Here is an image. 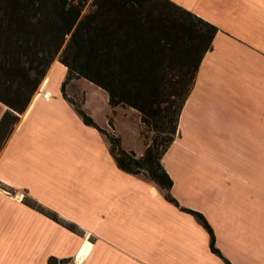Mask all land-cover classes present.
<instances>
[{"label":"crops","instance_id":"1","mask_svg":"<svg viewBox=\"0 0 264 264\" xmlns=\"http://www.w3.org/2000/svg\"><path fill=\"white\" fill-rule=\"evenodd\" d=\"M174 1L219 29L180 113L183 135L162 156L174 179L172 192L206 214L217 246L234 264H264V144L245 143L258 136L264 141V0ZM68 73L56 57L0 150V264H48L52 255L72 264H227L212 250L208 229L170 201L160 183L118 165L108 136L85 122L64 95ZM66 91L101 126L109 129L112 118L125 148L145 151L137 108L113 105L109 92L84 76L73 77ZM250 102L253 110L239 109ZM192 106L207 116L213 132L188 129ZM7 107L0 100V118ZM126 121L137 123L139 145L121 130ZM222 124L227 133H220ZM174 148L186 150L188 159L173 163L168 156ZM251 149L262 153L260 163L244 162L243 152ZM216 153H236L239 164L215 160ZM246 168H254L257 178L240 171ZM86 241L92 246L79 260Z\"/></svg>","mask_w":264,"mask_h":264},{"label":"trees","instance_id":"2","mask_svg":"<svg viewBox=\"0 0 264 264\" xmlns=\"http://www.w3.org/2000/svg\"><path fill=\"white\" fill-rule=\"evenodd\" d=\"M84 5V0H0V100L8 105L0 118V150L59 57L69 67L64 95L85 122L108 136L118 165L160 183L170 201L208 229L212 250L234 264L217 246L205 213L181 205L173 194L174 179L162 162L199 64L219 27L174 0H93L94 7L86 13ZM77 76L104 87L113 105L137 108L143 125L161 132L147 140L142 154L123 146L112 118L111 129L101 126L67 94L66 84ZM26 200L60 220L56 212ZM68 225L78 230L76 224ZM69 259L52 255L48 264H66Z\"/></svg>","mask_w":264,"mask_h":264},{"label":"rangeland","instance_id":"3","mask_svg":"<svg viewBox=\"0 0 264 264\" xmlns=\"http://www.w3.org/2000/svg\"><path fill=\"white\" fill-rule=\"evenodd\" d=\"M84 4L85 5H84L83 13L88 12L89 10H91L94 7L93 6V0H84ZM182 89L184 90V88H182ZM199 95H201V92H200ZM201 97H205V96H201ZM210 97L213 98V95L210 94ZM217 98H218V95H217ZM124 105L126 106L127 104H124ZM127 107L132 108L130 106H127ZM241 107L243 109V112L247 111V109H245L246 107L249 109V111H251V110H253V109H251V107H254V102L248 103L247 106L242 104L239 109H241ZM135 113L138 114V111H135ZM188 115H190V116H188V119L186 120L187 121V125H188V129L189 128L191 129L192 126H198L199 125V127H200L199 131H201L202 133L206 134V132L207 133L213 132V130H211V128H213V126L211 124V121H208V118H207L206 115H205V120H204V117L200 116V113L198 112V110H197V108L195 106H192V110H190L188 112ZM140 124L141 125H140V128H139V131H140L141 135L143 137H145L146 140H149V138L157 135L158 133H161L158 129H154L149 124L148 125L147 124L143 125L142 117H141ZM109 129H111V127H109ZM136 129H137V123L136 122H132V121L124 122L123 126L121 127V130L123 131V133H125L127 141L129 143H131L132 145H139L140 144V135L136 131ZM221 129H222V131L220 133H227L228 132V126L227 125L224 127V124H222L221 125ZM188 133H190V132L188 131ZM145 135H147L148 137H146ZM179 135L180 136L183 135V132L180 130L179 123H178V130H177V132L175 134V138L177 136H179ZM175 138H174V140H175ZM214 138H217V137H214ZM255 138L257 139V141H256ZM255 138H252V142H251V140H249V138H246L247 141L245 143L248 144V145H251V143L253 145L264 144V141H262L263 138H261L260 136L255 137ZM174 140H173V142H174ZM190 140H191V138H189V141ZM202 142L203 143L205 142V144L207 143L206 142V137H204V139H202ZM214 155H215V160H219V161L226 162V163L229 162V163H232L233 165H238L239 164V158L237 157L238 154H236V153H234V154L232 153V154H230V156L228 154H225V153H216ZM242 155L244 157L243 158L244 162L246 161L247 163H260V160L263 159L262 153L260 151L259 152L256 151L255 149H251L249 151H245V152H243ZM186 156H187V151L186 150H179V149H175L174 148L171 151V153L169 154L168 157L170 158V160L173 163H175L177 161H179V163H180L181 161H185V159H188V158H186ZM202 159L210 160V159H208L207 154H203ZM191 161H193V157L191 158ZM240 171H243V173L248 178H257V171L254 168L253 169H251V168L241 169ZM263 173H264V171H263ZM231 176H232V178H230V179H231L233 184L239 182V181H237V177L234 176L233 173L230 175V177ZM226 177H227V175H226ZM233 187H235V185H232V188ZM240 187H243V186L236 185V188H240ZM241 191L243 192V190H240L239 192H241ZM247 191H249V190H247ZM230 203H231L232 206H237L239 202L238 201H232ZM181 205H183V204H181ZM84 257H85L84 255L83 256L78 255V259L79 260H81ZM66 264H72L71 263V259H69L66 262ZM108 264H111V263H108Z\"/></svg>","mask_w":264,"mask_h":264},{"label":"bare ground","instance_id":"4","mask_svg":"<svg viewBox=\"0 0 264 264\" xmlns=\"http://www.w3.org/2000/svg\"><path fill=\"white\" fill-rule=\"evenodd\" d=\"M91 246H92V243L90 241H86L81 251L82 255L87 254Z\"/></svg>","mask_w":264,"mask_h":264}]
</instances>
